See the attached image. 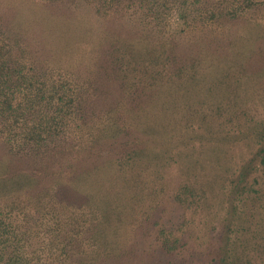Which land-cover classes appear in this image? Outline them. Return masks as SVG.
Listing matches in <instances>:
<instances>
[{
  "label": "trees",
  "instance_id": "trees-1",
  "mask_svg": "<svg viewBox=\"0 0 264 264\" xmlns=\"http://www.w3.org/2000/svg\"><path fill=\"white\" fill-rule=\"evenodd\" d=\"M32 1L85 6L136 31L95 50L98 89L89 98L74 77L37 59L36 42L0 15L2 148L40 165L107 141L114 150L103 166L94 163L91 178L115 186L106 201L94 196L75 209L62 187L4 197L0 264H193L184 255L190 229L181 226H196L195 216L211 247L196 254L197 264H221L215 249L222 264H236L226 257L230 226L238 203L264 183V24L255 21L264 0ZM99 99L109 101L102 113ZM87 162L73 174L43 166L32 176L70 184ZM124 190L152 210L139 213L134 230L147 237L133 254L116 247L124 224L114 218L124 214L112 196ZM167 202L173 214L165 217Z\"/></svg>",
  "mask_w": 264,
  "mask_h": 264
},
{
  "label": "rangeland",
  "instance_id": "rangeland-1",
  "mask_svg": "<svg viewBox=\"0 0 264 264\" xmlns=\"http://www.w3.org/2000/svg\"><path fill=\"white\" fill-rule=\"evenodd\" d=\"M0 15L5 17L15 29L23 32L22 35L29 42H36L37 46L34 44L32 50L37 59L39 58L40 61L50 67H59L70 74L78 81L83 92L89 98L94 97L98 89V67L94 62L97 57L95 50L104 43L114 42L119 37H129L131 33L136 31L135 26L121 22L116 17L98 18L90 8L71 4L51 5L32 0H0ZM256 20L264 24V10L256 12ZM34 27H39L38 33L35 32ZM31 30L33 35H31ZM190 45L191 48L196 47L194 44ZM194 52L189 53V56L193 57ZM258 55L264 58V46L259 49ZM258 68L259 65L256 63L254 71H258ZM96 102L99 104L100 110L102 109V113L109 101H103L106 102L104 104L99 99ZM94 118L96 119L93 121L95 124L102 123V115L98 114ZM80 144H82L81 141ZM110 144L104 141L101 145L95 146L94 149L89 148L90 150L83 148L82 144L78 148L79 150L74 152L75 154L68 156L64 161L57 163L53 162L55 159H50L44 162L46 164L40 163V165L9 156L0 145V200H4V197L9 195H14L13 197L19 195L34 196L46 188L62 187L70 190L66 198H69L67 204L72 209L82 206L90 199L92 200L94 196L101 197L106 201L115 188L114 184L112 183L113 189L111 186L107 188L97 179H92L91 173L99 165L94 163L99 162L103 166L109 160L106 156L114 150V146H110ZM84 161L93 162V165L79 172L75 180L70 182L73 189L70 188L68 182H59L58 179L54 181L38 180L32 176L33 170L36 171L43 166L51 168L63 166L64 169H67V174H73L76 168L84 167L82 165ZM102 171L106 172L104 169ZM115 183L118 182L115 181ZM259 187L261 189L259 188L258 194L252 192L244 202L238 203L241 214H235L234 221L230 226L234 236V247L226 257L236 264H264V183L261 182ZM124 192V196H112L115 199L113 201L118 202L121 206L123 210L121 214H124L122 222L117 221L116 217L114 221L119 226L120 224L125 226L121 225L124 229L116 247H124V250L128 249L133 254L136 248L140 246L144 249V240L147 237V235L142 237L144 230L142 233L141 229L139 231L134 230L141 228L139 213L144 212L145 209H148L149 212L152 210L145 203L136 201L127 191L124 190ZM161 206L165 213L162 216L166 217L173 214H170L173 207L169 202L163 203ZM187 213L186 217H194L191 211L190 214ZM145 217L142 218V221ZM193 219L197 222L196 226L182 225L181 228L190 229V233L186 234L184 255L187 258L191 256L192 262L193 259L196 261L193 264H197L198 257L196 254L211 250L208 245L210 235L207 233L205 236V231H202L205 230V227L202 228L204 224L200 223L196 216ZM156 225V229H159L160 224L157 222ZM211 228L207 227V232ZM227 230L230 232L229 228ZM133 237L135 240H132ZM148 238L151 240L150 237ZM132 244L134 245L132 246ZM214 251L217 252V260L222 264L221 251L216 249ZM132 259H136V257ZM226 261L228 263V260L225 259Z\"/></svg>",
  "mask_w": 264,
  "mask_h": 264
}]
</instances>
